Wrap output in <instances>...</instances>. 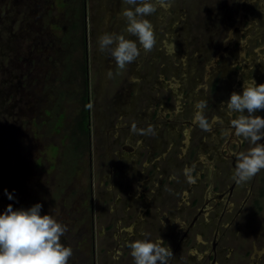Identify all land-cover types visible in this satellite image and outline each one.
Segmentation results:
<instances>
[{
	"label": "rangeland",
	"instance_id": "rangeland-1",
	"mask_svg": "<svg viewBox=\"0 0 264 264\" xmlns=\"http://www.w3.org/2000/svg\"><path fill=\"white\" fill-rule=\"evenodd\" d=\"M73 1L0 0V211L40 201L42 213L68 226L69 264H134L128 242L139 228L164 229L169 213L179 220L237 143L248 142L226 133L220 105L245 79L264 82V0H158L149 16L154 47L141 46L124 68L98 44L105 31L135 39L123 0H85L89 145L79 130L88 122L81 77L64 59L69 48V63L84 58L70 31ZM200 99L208 130L193 121ZM149 124L155 134L139 131ZM186 166H194L191 182ZM240 211L229 227L230 264H264L259 182Z\"/></svg>",
	"mask_w": 264,
	"mask_h": 264
},
{
	"label": "clouds",
	"instance_id": "clouds-1",
	"mask_svg": "<svg viewBox=\"0 0 264 264\" xmlns=\"http://www.w3.org/2000/svg\"><path fill=\"white\" fill-rule=\"evenodd\" d=\"M122 17L126 20L125 32H103L98 38L101 51L111 50L116 63L124 68L137 59L141 46L151 50L156 43L155 27L149 18L156 11L158 0H123ZM207 101L196 102L194 123L204 130L211 123L203 109ZM221 109L229 114V128L237 136L247 139L249 146L236 153L233 178L240 183L252 179L264 168V115L257 109H264V82L257 83L251 77L245 79L242 90H233L227 101L221 102ZM235 113V116L232 114ZM136 131L137 126L132 125ZM139 131L155 134V126L149 124ZM194 166H186L183 173L191 182ZM8 198L15 199L13 191L5 188ZM43 203L37 201L27 207H14L12 203L0 211V264H69L73 249L62 241L68 226L50 212H43ZM151 233L142 230L139 238L130 240L128 247L134 264H169L174 255L172 248L164 246L162 239L153 240Z\"/></svg>",
	"mask_w": 264,
	"mask_h": 264
},
{
	"label": "flooded vegetation",
	"instance_id": "flooded-vegetation-1",
	"mask_svg": "<svg viewBox=\"0 0 264 264\" xmlns=\"http://www.w3.org/2000/svg\"><path fill=\"white\" fill-rule=\"evenodd\" d=\"M237 145L230 160L225 161L219 172L212 175L202 188V193L185 202L179 220L174 218L173 213L167 215L168 229H162L161 233L164 246L169 245L174 253L169 258V264L231 263L233 247L230 249L228 245L231 239L230 224L241 212L254 185L259 182L264 187V168L259 171L261 176L258 181L259 172L244 183L233 178L236 153L245 150L249 142ZM239 199L240 204L237 206ZM141 234L139 231V237Z\"/></svg>",
	"mask_w": 264,
	"mask_h": 264
},
{
	"label": "trees",
	"instance_id": "trees-1",
	"mask_svg": "<svg viewBox=\"0 0 264 264\" xmlns=\"http://www.w3.org/2000/svg\"><path fill=\"white\" fill-rule=\"evenodd\" d=\"M75 11V20L73 21L72 26L70 27V31H74L75 33H79V42H78V47L80 48V50L83 51L84 53V58H75V65H73V63H69V57L72 56V50L71 48H69L68 52L69 55L67 56V58L64 57L65 62L67 63V68L69 70H71V72L74 74V72L78 73L81 77V84H82V89L83 92L81 94V97H79L82 100V107L81 109H87V125H86V129H85V125L84 127L82 126L81 128H79V130H81V133H85L87 134V138H88V145L90 143V123H89V101H88V66H87V61H86V55H85V48H86V43H87V39H86V11H85V0H74L73 1V8ZM76 67V69H75ZM64 79V78H63ZM66 88V86L64 87ZM77 91V90H76ZM67 90L64 89L63 91L59 92V98L60 96L67 97L68 93H66ZM69 92V91H68ZM62 98V99H63ZM61 99V98H60ZM82 123L81 121L78 122ZM74 144V139L72 138L71 140ZM76 147L77 148V144H75V146H73V148Z\"/></svg>",
	"mask_w": 264,
	"mask_h": 264
},
{
	"label": "crops",
	"instance_id": "crops-1",
	"mask_svg": "<svg viewBox=\"0 0 264 264\" xmlns=\"http://www.w3.org/2000/svg\"><path fill=\"white\" fill-rule=\"evenodd\" d=\"M143 220V216L140 218ZM147 219L143 220V222H146ZM144 224V223H143ZM163 227L165 226L166 228L164 229H168V225L167 223L162 224ZM142 225H139V227H141ZM147 228V227H146ZM146 228L142 227L141 229L139 228V231L142 233V230L145 232H149L150 230H147ZM162 230V229H161ZM161 230L159 228H157L156 230H153L151 233L150 238H152L153 240H157V239H162V233ZM129 232V231H128Z\"/></svg>",
	"mask_w": 264,
	"mask_h": 264
}]
</instances>
